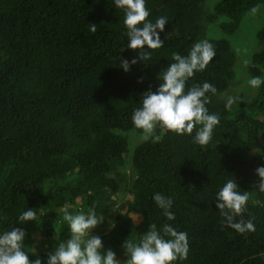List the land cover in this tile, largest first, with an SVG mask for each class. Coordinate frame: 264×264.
I'll return each mask as SVG.
<instances>
[{
	"label": "trees",
	"instance_id": "16d2710c",
	"mask_svg": "<svg viewBox=\"0 0 264 264\" xmlns=\"http://www.w3.org/2000/svg\"><path fill=\"white\" fill-rule=\"evenodd\" d=\"M261 5L264 0H219L209 10L205 0H145L146 19L168 20L163 44L124 72L120 58L139 50L126 47L123 11L111 0H0V231L23 227L24 250L34 259L46 253L39 237L51 243L67 229L65 216L94 212L98 225L106 223L120 190L113 174L125 166V133L141 132L131 122L141 95L155 90L173 52L186 55L206 39L216 56L185 90L212 84L216 91L206 93V108L219 123L206 146L193 143L199 126L176 134L157 125L135 147L132 192L115 213L110 248L126 257V240L138 243L149 226L159 231L168 223L186 233L188 244L186 256L173 264H264V193L254 188L255 169L264 165V83L253 97L239 95L230 110L218 97L235 75L229 37ZM222 16L225 37L208 38V24ZM257 37L261 46L247 71L264 78V23ZM228 179L249 192L234 219H251L253 231L220 224L215 193ZM155 192L172 198V221L152 200ZM28 207L35 220L15 225Z\"/></svg>",
	"mask_w": 264,
	"mask_h": 264
},
{
	"label": "clouds",
	"instance_id": "9594fccd",
	"mask_svg": "<svg viewBox=\"0 0 264 264\" xmlns=\"http://www.w3.org/2000/svg\"><path fill=\"white\" fill-rule=\"evenodd\" d=\"M112 6L123 11V24L126 28L128 49L139 50L131 59H121L119 67L130 71L131 65L138 61L149 59L150 49L162 46L160 33L164 32L168 20L160 16L152 22L146 19L149 12L145 0H111ZM89 30L96 31L95 24H89ZM168 35V34H166ZM123 51V50H122ZM216 56L213 45L206 39L194 42L186 55L173 52L171 62L157 74L160 81L155 90H147L140 97V107L133 110L131 122L142 133V139L152 136L154 128L159 125L176 134H191L194 126L193 143L206 146L212 138L213 129L219 123L215 113H209L206 104V93H215V87L207 81L188 87L186 82L194 73L206 69ZM244 64L248 61L244 60ZM264 83V78L253 76L247 80L250 88H258ZM237 97L229 95L224 107L230 110ZM257 152V151H256ZM259 153V152H258ZM258 181L254 183L256 191L264 193V165L255 169ZM240 188L233 179L226 180L215 193V207L222 217L221 226H227L238 233L254 230V224L249 220H235L244 211L249 198L248 191ZM155 205L162 209L163 216L174 219L170 211L172 198L159 192L152 195ZM34 208L28 207L17 216L15 225H23L36 218ZM68 222L69 238L58 241L55 247L45 253L33 254L30 259L24 250L26 231L23 227L11 226L0 231V264H173L178 258L183 259L188 251L186 233L178 232L170 224L165 223L159 231L154 225L141 234L139 242L126 240L123 248L126 259L121 261L111 248H105L99 235H93L92 230L102 221L94 212L65 216ZM115 227L110 224L109 228ZM167 237V238H166Z\"/></svg>",
	"mask_w": 264,
	"mask_h": 264
},
{
	"label": "rangeland",
	"instance_id": "374dc122",
	"mask_svg": "<svg viewBox=\"0 0 264 264\" xmlns=\"http://www.w3.org/2000/svg\"><path fill=\"white\" fill-rule=\"evenodd\" d=\"M218 1L219 0H205V7L209 10H212ZM223 20H226V17L222 16L217 22L208 24V38L218 39L225 37V34L222 32L219 26V22ZM263 23L264 5H261L258 8L246 13L243 16L240 26L236 32L229 37L232 47L236 53V61L234 64L235 75L229 86L219 94V99L226 101V98L229 95L237 97L238 99L239 95L241 94H245L248 97H253L257 94L258 88H250L247 85V80L251 78V76L247 71L248 63L244 64L243 61L247 60L249 62L252 54L260 48L261 44L257 37V32ZM237 99L233 104L237 102ZM125 134L127 135L129 142L125 156V166L119 168L113 174L120 182V190L113 196L109 218L106 223L101 226L97 225L92 230L93 235H99L101 237L105 248H110L111 246V231L113 227L110 229L109 225L115 223V213L117 209L122 203L128 200L132 192V183L135 177V169L131 162L132 154L135 147L144 140L142 139V133H139L136 130H130ZM66 228L67 229L59 233V235L56 236L51 243H45L43 242V236L39 237V241L41 242L40 249L48 252L55 247L58 241L67 240L69 238L68 224ZM116 256L121 261L126 259L123 253H120Z\"/></svg>",
	"mask_w": 264,
	"mask_h": 264
}]
</instances>
